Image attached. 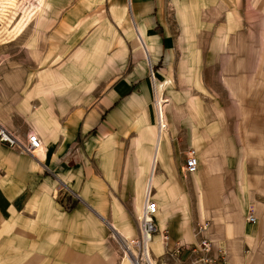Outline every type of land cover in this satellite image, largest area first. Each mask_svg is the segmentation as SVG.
I'll use <instances>...</instances> for the list:
<instances>
[{"label":"rangeland","instance_id":"obj_1","mask_svg":"<svg viewBox=\"0 0 264 264\" xmlns=\"http://www.w3.org/2000/svg\"><path fill=\"white\" fill-rule=\"evenodd\" d=\"M11 2L0 0V9L19 18L18 21L23 14L38 11L37 0ZM163 4L165 10L158 16L157 24L166 32L161 28L158 35L172 40V47L168 41L166 48L167 53L172 50V61L161 78L153 69L150 51L148 57L138 39L130 0H46L42 17L38 11L17 39L0 42V61L1 57H11L14 74L19 72L18 64H22L28 87H37L39 93L41 89L48 91L44 99L48 98L52 115L65 122L67 128L83 122L102 95L120 79L133 78L138 82L144 74H149L154 84L150 89L155 124L163 123L162 101L165 121V111H169L173 132L182 141L191 137L193 144L188 152L194 150L200 164L202 150L209 144L220 145L218 151L223 158L225 152L226 156L231 154L229 160L220 161L225 175L222 182L225 202L234 208L241 195L249 199V195L257 194V200L264 203V0H166ZM2 35L7 36V32ZM41 62H47L44 66L49 74L44 85L36 80L37 74L42 73ZM143 126L139 122L138 128L119 134L117 139L122 136L127 142L119 146L116 141L111 142L110 149L134 151L133 142L139 133L157 137L156 128ZM241 153L246 158L244 161ZM189 178L182 176L180 183L193 185ZM63 193L64 211H71L73 201L69 200L68 192ZM180 198L176 215L172 210V227L167 223L164 235L169 236L170 231L172 236H180L188 226L193 228L195 236L203 225L204 237L210 240L206 236L209 224L202 217L204 210L197 206L198 196L192 194L193 206L184 196ZM59 199L60 196L54 198V202ZM88 211L99 222L93 226L99 239L77 240L86 230V221L79 225L72 222L62 228L66 235L72 234L75 243L92 244L104 254H117L118 264H133L141 252L135 244L140 237L141 209L138 217L130 213L129 224L115 225L123 236L100 218L97 209ZM250 214L258 217L252 209ZM155 235H162L159 228ZM195 238L199 243L201 237ZM72 242H59L48 264H58V253ZM164 242L160 240L159 251H153L150 244L155 261L200 264L195 260L202 258L203 253L193 256L190 249L187 251L186 242L179 240L175 245V240ZM211 254L214 255L213 250ZM16 262L10 237H6L0 241V264ZM230 262L227 252L225 258H218V264Z\"/></svg>","mask_w":264,"mask_h":264},{"label":"crops","instance_id":"obj_2","mask_svg":"<svg viewBox=\"0 0 264 264\" xmlns=\"http://www.w3.org/2000/svg\"><path fill=\"white\" fill-rule=\"evenodd\" d=\"M165 1L130 0L138 39L140 43L143 39L141 44L148 57L150 51L153 69L160 78L172 61V50L166 52L167 42L172 47V40L158 35L162 29L166 32L157 24ZM42 12L43 9L40 17ZM1 58L0 67H5L0 69V127L10 130L22 143L27 142L32 132L43 143L41 150L30 155L0 142V241L10 237L16 264H48L63 240L73 242L58 253V264H118L117 254L99 252L92 244L75 243L72 234L67 236L62 228L86 221L82 234L86 236H78L77 240L97 241L93 226L99 222L88 213L97 209L100 218L123 236L115 225L129 224L130 213L138 217L149 196L158 203L156 222L162 233L154 236L153 249L160 240L164 242L166 224L172 227V210L176 215L180 197L184 196L193 206L192 194L198 196L197 206L204 210L203 221L209 224L206 236L219 260L229 252L235 257L229 264H264V203L257 200V194L253 195L254 200L251 195L249 199L241 195L234 208L225 202L221 162L229 160L231 154L226 156L225 152V158L221 157L220 145H206L199 171L186 174L185 159L193 142L191 137H185V141L176 137L169 111H165L167 119L163 127L161 122L155 124L150 89L154 84L149 74L138 82L133 78L120 79L102 95L83 122L67 128L65 122L52 115L49 100L44 99L48 91L41 89L39 93L37 87L29 88L26 68L19 63V72L14 74L11 57ZM41 64L42 73L37 74L36 80L44 85L49 74L45 72L47 62ZM39 97L42 100H33ZM139 122L143 127L156 128L157 137L139 133L133 142L134 151L110 149L114 141L117 146L125 145V137L117 139V136L138 128ZM241 159H246L243 153ZM182 176L190 177L193 185L180 183ZM64 191L73 201L71 211H64L65 201L61 197ZM59 196L55 203L54 198ZM251 209L258 215L256 225L248 221ZM230 227L237 229V234L230 235ZM184 229L180 236H172L169 231L170 243L184 241L189 252L198 242L193 228Z\"/></svg>","mask_w":264,"mask_h":264},{"label":"built area","instance_id":"obj_3","mask_svg":"<svg viewBox=\"0 0 264 264\" xmlns=\"http://www.w3.org/2000/svg\"><path fill=\"white\" fill-rule=\"evenodd\" d=\"M0 142L7 143L10 147L16 148L20 150V152L34 155L37 151L43 148V143L40 137L32 132L28 135V139L26 143H22L14 133L9 131L7 128L0 127ZM199 159L194 150L188 152L186 163H185V172L186 174H194L199 170ZM159 212L158 203L148 196L147 205L144 207V210L139 218L140 222V237L135 242L137 246L140 248V256H138L139 264H170L169 260L164 261H155L152 257V252L150 248V244L152 243L154 234L157 233L158 227L156 223V217ZM248 221L252 224H257L258 219L254 214H250L248 216ZM206 227L201 226L197 232L196 237H201L198 245L191 246L189 249L194 254L193 256H197L198 254H202V258H196L195 263L200 264H218V258L214 255L212 256V243L210 240L204 237V231ZM164 241H169L170 237L168 235H164ZM179 252V250L177 249ZM202 252V253H201ZM180 253V252H179ZM169 254V253H168ZM172 254V253H171ZM169 254V255H171Z\"/></svg>","mask_w":264,"mask_h":264},{"label":"bare ground","instance_id":"obj_4","mask_svg":"<svg viewBox=\"0 0 264 264\" xmlns=\"http://www.w3.org/2000/svg\"><path fill=\"white\" fill-rule=\"evenodd\" d=\"M9 1H10V3H13V2H11L12 0H8V2ZM37 1H38V4H37L38 6L36 8H37L38 11H40V10H42L45 7L46 0H37ZM0 11L2 12L1 13V20H2V23H4V25L1 28L2 31L0 30V42H2V43L9 42V40H12L13 37L15 39L20 34V32L23 31L24 27H26L28 24H30L32 22L35 14L38 12L37 11V12H35L33 14H31V12H27V13L23 14L24 16H22V18L18 21L19 18L16 19L15 16H13V15L10 16L8 14L7 10H5V9L1 10L0 9ZM3 32H7V36L3 37V35H2ZM142 42L144 43L143 39L141 40V43ZM161 103H162V101H160V119L163 122L165 117H164V112H163V108H162V104ZM163 126H164V124L161 123V127H163ZM152 179L153 178L151 177L150 178L151 182H152ZM235 234H237V229H232V227H230V235H235ZM152 243H153V241H152ZM158 243H157V246L153 245V249H155L156 251L160 247V244H158ZM151 247H152V245H151ZM228 258H229V261H231V260L235 261L234 254H231L229 252H228ZM138 261H139L138 259L134 258L132 262H133V264H139Z\"/></svg>","mask_w":264,"mask_h":264}]
</instances>
